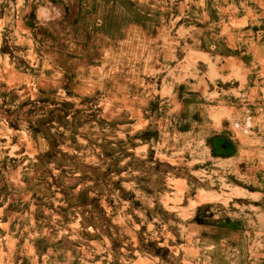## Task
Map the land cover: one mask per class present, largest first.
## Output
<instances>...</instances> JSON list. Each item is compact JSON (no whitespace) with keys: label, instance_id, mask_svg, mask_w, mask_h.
<instances>
[{"label":"rangeland","instance_id":"1","mask_svg":"<svg viewBox=\"0 0 264 264\" xmlns=\"http://www.w3.org/2000/svg\"><path fill=\"white\" fill-rule=\"evenodd\" d=\"M0 264H264V0H0Z\"/></svg>","mask_w":264,"mask_h":264}]
</instances>
